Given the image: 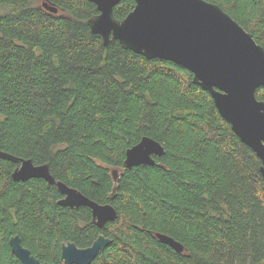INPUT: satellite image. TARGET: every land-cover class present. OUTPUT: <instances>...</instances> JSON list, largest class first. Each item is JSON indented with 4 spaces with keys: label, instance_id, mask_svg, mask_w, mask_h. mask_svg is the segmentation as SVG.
I'll list each match as a JSON object with an SVG mask.
<instances>
[{
    "label": "trees",
    "instance_id": "1",
    "mask_svg": "<svg viewBox=\"0 0 264 264\" xmlns=\"http://www.w3.org/2000/svg\"><path fill=\"white\" fill-rule=\"evenodd\" d=\"M204 1L264 48V0ZM133 7L121 0L115 19ZM97 14L88 0H0V151L47 165L55 181L117 212L99 229L87 207L58 205L55 185L14 182L20 162L0 158V264H21L13 236L40 263L63 264V244L83 249L99 235L111 242L91 264H264L260 159L188 70L105 47L87 26ZM255 96L264 102V88ZM143 138L163 156L126 169Z\"/></svg>",
    "mask_w": 264,
    "mask_h": 264
},
{
    "label": "water",
    "instance_id": "2",
    "mask_svg": "<svg viewBox=\"0 0 264 264\" xmlns=\"http://www.w3.org/2000/svg\"><path fill=\"white\" fill-rule=\"evenodd\" d=\"M88 1L96 6L98 14L87 20V26L92 34L101 37L105 47L118 42L124 50L148 60L172 62L192 74L193 84L210 94L233 133L260 159L264 178V102L255 96L258 89L264 88V48L252 35L219 6L204 0H133V10L122 21L113 15V8L121 0ZM163 154L157 142L143 138L127 150L124 167L154 166L153 157ZM0 158L20 162L11 175L14 182L42 179L55 185L63 196L58 205L90 209L97 228L104 229L116 219L117 212L110 204H97L55 181L47 165L35 166L30 160H18L1 151ZM112 177L116 182L118 170L112 171ZM156 238L175 252H183V247L173 239L160 234ZM110 242L99 235L87 248L63 244L60 261L91 264ZM8 244L21 264H42L22 246L19 236L11 237Z\"/></svg>",
    "mask_w": 264,
    "mask_h": 264
}]
</instances>
